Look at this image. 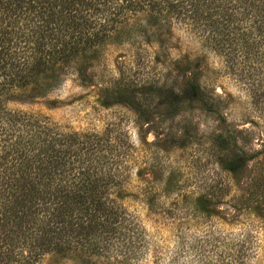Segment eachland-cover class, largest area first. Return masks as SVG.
I'll use <instances>...</instances> for the list:
<instances>
[{
    "label": "rangeland",
    "instance_id": "374dc122",
    "mask_svg": "<svg viewBox=\"0 0 264 264\" xmlns=\"http://www.w3.org/2000/svg\"><path fill=\"white\" fill-rule=\"evenodd\" d=\"M187 22L111 39L80 73L17 89L7 107L130 146L121 200L139 245L115 264H264V45H245L246 20L228 37ZM189 77L204 100L167 115ZM233 156L251 160L231 174L221 164ZM39 264L105 260L50 252Z\"/></svg>",
    "mask_w": 264,
    "mask_h": 264
},
{
    "label": "trees",
    "instance_id": "16d2710c",
    "mask_svg": "<svg viewBox=\"0 0 264 264\" xmlns=\"http://www.w3.org/2000/svg\"><path fill=\"white\" fill-rule=\"evenodd\" d=\"M172 19L225 37L246 20L256 34L244 35L245 45H264V0H0V264H39L50 252L105 264L134 255L139 241L119 173L130 146L106 132L62 131L7 103L17 89L43 93L68 69L80 73L107 41ZM183 83L167 115L204 100L196 77ZM249 160L221 165L236 174Z\"/></svg>",
    "mask_w": 264,
    "mask_h": 264
}]
</instances>
